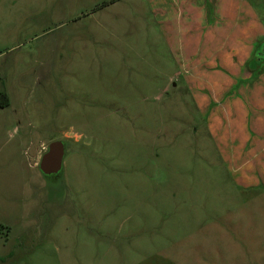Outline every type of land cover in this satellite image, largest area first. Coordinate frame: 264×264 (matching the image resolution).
<instances>
[{
  "label": "rangeland",
  "instance_id": "374dc122",
  "mask_svg": "<svg viewBox=\"0 0 264 264\" xmlns=\"http://www.w3.org/2000/svg\"><path fill=\"white\" fill-rule=\"evenodd\" d=\"M263 42L264 0H0V264H264Z\"/></svg>",
  "mask_w": 264,
  "mask_h": 264
},
{
  "label": "crops",
  "instance_id": "0c3cea01",
  "mask_svg": "<svg viewBox=\"0 0 264 264\" xmlns=\"http://www.w3.org/2000/svg\"><path fill=\"white\" fill-rule=\"evenodd\" d=\"M229 36V34L227 33ZM262 38V35L259 36ZM240 49L238 50V52ZM241 72V69L238 71H235L234 73ZM254 79V85L257 84V82L260 79V82L263 81V83L259 86L264 87V68L260 67L259 69H255V73L253 75ZM259 82V83H260ZM227 86H234L232 84H226ZM253 85V86H254ZM260 101V100H258ZM255 100H253L254 106L262 107V105ZM235 106V104H234ZM234 116L239 120V111L238 108L233 112ZM240 114L243 119H245L246 112L243 110H240ZM256 122L254 123L253 128L245 129L244 126H241V134L240 136H231L232 143H229V152H228V159L231 162L234 161L237 163L235 169H240L245 163H249L252 158L257 159V164L251 167V169L248 171L251 173L249 177H247L250 182H247L245 178H243V182L238 178L239 182H242V184H250L252 181H255V184H258V182L264 183V123L263 120L259 118L258 116L255 117ZM239 125H243V121L239 120ZM227 155V154H226ZM244 177H246L244 175ZM252 184V183H251Z\"/></svg>",
  "mask_w": 264,
  "mask_h": 264
},
{
  "label": "water",
  "instance_id": "95a60500",
  "mask_svg": "<svg viewBox=\"0 0 264 264\" xmlns=\"http://www.w3.org/2000/svg\"><path fill=\"white\" fill-rule=\"evenodd\" d=\"M259 53H264V42L259 50ZM63 156V142L60 140L51 142L46 151L42 154L39 162V169L42 174L47 177L49 174H58L61 172Z\"/></svg>",
  "mask_w": 264,
  "mask_h": 264
},
{
  "label": "trees",
  "instance_id": "16d2710c",
  "mask_svg": "<svg viewBox=\"0 0 264 264\" xmlns=\"http://www.w3.org/2000/svg\"><path fill=\"white\" fill-rule=\"evenodd\" d=\"M0 80H1V77H0ZM8 104H9L8 95L4 91H0V107H5Z\"/></svg>",
  "mask_w": 264,
  "mask_h": 264
},
{
  "label": "flooded vegetation",
  "instance_id": "af4514ba",
  "mask_svg": "<svg viewBox=\"0 0 264 264\" xmlns=\"http://www.w3.org/2000/svg\"><path fill=\"white\" fill-rule=\"evenodd\" d=\"M38 168H39V164H38ZM40 170V169H39Z\"/></svg>",
  "mask_w": 264,
  "mask_h": 264
}]
</instances>
